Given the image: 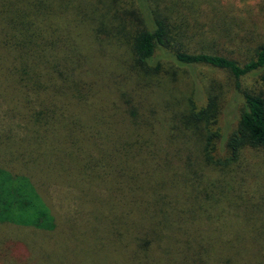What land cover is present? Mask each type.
Returning a JSON list of instances; mask_svg holds the SVG:
<instances>
[{
  "label": "trees",
  "instance_id": "obj_1",
  "mask_svg": "<svg viewBox=\"0 0 264 264\" xmlns=\"http://www.w3.org/2000/svg\"><path fill=\"white\" fill-rule=\"evenodd\" d=\"M109 1L0 0V156L6 165H0V226L52 232V191L67 190L71 199L87 190L100 195L110 173L102 171V178L90 171L105 167L114 176L132 169L129 216H118L112 228L99 209L88 217L95 221L89 238L101 236L103 246L108 239V248H115L108 264H264L263 184L243 180L248 168L239 162L243 152L264 151V95L240 85L264 70V44L248 31L225 42L243 47L241 60L164 52L171 30L164 13L146 0H131L136 8L119 15L112 11L118 0ZM81 25L88 45L74 32ZM114 41L126 42L130 61L103 66L111 80H119L115 69L124 71L120 82L132 78L123 92L98 86L106 81L104 70L88 65L104 52L102 42ZM198 67L231 78L240 99L234 129L220 128L222 86L198 78ZM162 76L167 83L185 82L189 94L168 100L162 92L172 130L153 142L142 130L153 132L156 110L139 111L146 102L138 93L156 95ZM107 91L110 101L101 98ZM79 105L88 111L82 119L74 114ZM93 153L98 163L89 158ZM143 212L150 225L130 231V219L133 225V216L143 219ZM7 235L0 234V264L39 262L43 253L23 260L14 248L23 237Z\"/></svg>",
  "mask_w": 264,
  "mask_h": 264
},
{
  "label": "rangeland",
  "instance_id": "obj_2",
  "mask_svg": "<svg viewBox=\"0 0 264 264\" xmlns=\"http://www.w3.org/2000/svg\"><path fill=\"white\" fill-rule=\"evenodd\" d=\"M106 2L110 3L109 0H106ZM146 2L151 9L164 13L169 19L171 30L164 52L183 50L189 53H218L241 60L246 55L243 47L236 48L225 42L228 36L230 38L238 37L248 31L255 33L251 34L254 36L255 42L264 44V0H218V4L217 0H146ZM72 5L74 4L70 3V6ZM132 8L135 9L136 6L131 0H118L117 11H114V9L112 11L120 15L122 11H130ZM213 8H216V10ZM214 12H218L222 16L216 17ZM68 14L73 24L77 23L74 15L69 10ZM75 31L79 33V40H82L84 45H88L87 40L90 38L87 35V28L81 25ZM100 37L104 38L102 35ZM115 42L110 44L102 42L104 52H101L102 48L96 52V59L88 65L92 64L96 67H102V70H104L106 81L104 84H97L98 86H103L107 90L111 89L114 91L118 89L123 92L124 89H127V84L130 89L133 86L132 78L120 82L124 71L122 70L120 75L115 69L119 80H111L108 73L111 69L107 68L106 65L103 66V64L111 62L117 68L119 63L123 64L125 60L130 61L129 51L125 45L126 42L113 44ZM197 72L198 78L203 81L212 80L214 83L222 86L220 99L224 108L222 116L219 118V125L224 133L234 129L240 99L234 92L231 78L225 72L207 67H198ZM88 77L92 79V73H88ZM261 77H264V70L257 72L254 76L242 79L240 81L241 88L262 92L264 95V80ZM183 83L185 82L167 83L165 76H162L159 80V85L156 86L157 96L153 95L151 98H148L145 93H138L140 102H146L143 109L139 111L144 113L145 110H150L151 108H155L156 110L152 121L153 132L148 133L145 128L142 130V133L148 134L149 139L153 142L158 137L162 140L165 139L172 130L171 125L173 123L169 120V114L162 110V105L160 104L162 92L168 100L171 97L180 99L183 94H189L185 91ZM163 87L168 92L163 91ZM109 94L107 91L104 95H101V98L105 101H110L106 99ZM67 97L69 98V96ZM74 114L79 119H82L88 116V111L85 107L79 105ZM124 122L127 123L126 121ZM5 123L10 124L11 122L7 121ZM16 134L20 135L23 132L18 131ZM72 148L74 149L75 147ZM2 156H0V165L4 167L6 165L3 162ZM89 158L91 161L97 163L100 159L94 153ZM239 162L241 165L244 164V170L248 168V170L240 174L243 180L247 183L250 181L253 183V180L257 181L261 179L260 184L263 185L260 186L262 189L260 197L264 201V151H256L253 154L243 152ZM102 171H108L110 175L106 178V185L101 190L100 195L96 191L87 190L85 196L78 193V195L71 199L72 196L67 190L52 191L51 199L53 203L51 206H53L52 211L56 221L55 230L52 232L37 231L32 228L0 226V234L5 235V238H11L9 236L13 234L9 236L7 234L10 231H16L20 237H23L18 238V243L14 246V248H17L15 250L16 254L24 260L26 256L35 253L34 259L38 260L40 254L43 253L37 264H99L100 260L102 261L100 264L103 261H105V264H108V259L105 258H109L111 256L110 251H114L115 248H108L111 247L108 239L104 240L107 243V247L103 246L101 236L94 235V237L89 238V231H92V229H89L90 223L94 224L95 221L88 217L92 216L99 209V212L108 220L111 228L116 227V218L118 216H129L130 203L134 201V188L136 187L132 183L136 184V182L132 180V169H129V171L124 169L123 173L120 172L112 176L110 169L97 167L93 172L90 171V173L103 178L105 175H102ZM76 183L83 188V182L79 179L76 180ZM83 185L87 186L85 183ZM202 186H205V184ZM100 189L101 187L98 190ZM181 190L182 187L176 188V191ZM100 200H105V203ZM81 211H83V215ZM133 218V225L132 219L129 221L128 229L130 231L135 232L139 227L145 229L147 225H150L148 216L144 212V220L134 216ZM32 239L37 240V245L34 246L31 242ZM36 248H42L44 252ZM99 248H106V250ZM125 255L127 257L128 252ZM109 264L113 263L110 262Z\"/></svg>",
  "mask_w": 264,
  "mask_h": 264
}]
</instances>
